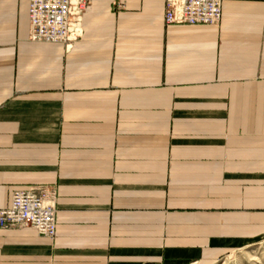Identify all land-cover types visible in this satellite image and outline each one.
Segmentation results:
<instances>
[{"label":"crops","instance_id":"crops-1","mask_svg":"<svg viewBox=\"0 0 264 264\" xmlns=\"http://www.w3.org/2000/svg\"><path fill=\"white\" fill-rule=\"evenodd\" d=\"M92 0L66 47L0 0V211L58 190L55 239L0 227V264H216L264 240V0L219 26Z\"/></svg>","mask_w":264,"mask_h":264},{"label":"built area","instance_id":"built-area-1","mask_svg":"<svg viewBox=\"0 0 264 264\" xmlns=\"http://www.w3.org/2000/svg\"><path fill=\"white\" fill-rule=\"evenodd\" d=\"M224 0H166L165 24L219 26ZM92 0H30V40L60 43L66 47L83 35V18ZM117 10L124 0H116ZM58 190L55 186H33L13 193L9 208L0 211V227L34 228L39 235L55 239Z\"/></svg>","mask_w":264,"mask_h":264},{"label":"rangeland","instance_id":"rangeland-1","mask_svg":"<svg viewBox=\"0 0 264 264\" xmlns=\"http://www.w3.org/2000/svg\"><path fill=\"white\" fill-rule=\"evenodd\" d=\"M216 264H264V240L240 251L229 253Z\"/></svg>","mask_w":264,"mask_h":264}]
</instances>
